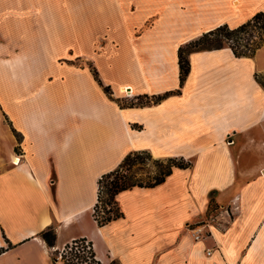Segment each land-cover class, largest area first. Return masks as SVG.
<instances>
[{
  "label": "crops",
  "instance_id": "0c3cea01",
  "mask_svg": "<svg viewBox=\"0 0 264 264\" xmlns=\"http://www.w3.org/2000/svg\"><path fill=\"white\" fill-rule=\"evenodd\" d=\"M257 12L264 0H0V264H63L81 238L102 264H264V46L192 52L182 86L178 61ZM140 151L191 166L120 192L122 216L99 226L100 177ZM228 207L227 228L194 241Z\"/></svg>",
  "mask_w": 264,
  "mask_h": 264
},
{
  "label": "trees",
  "instance_id": "16d2710c",
  "mask_svg": "<svg viewBox=\"0 0 264 264\" xmlns=\"http://www.w3.org/2000/svg\"><path fill=\"white\" fill-rule=\"evenodd\" d=\"M225 46L232 50L235 57H254L257 51L264 46V12H257L252 18L234 28L229 27L227 24L220 25L203 33L199 38L180 46L178 48L180 85L182 86L190 71L188 59L190 53L220 49ZM92 73L98 79L97 71L93 69ZM255 78L264 88V74H255ZM103 89L106 94L110 95L111 90L108 86L103 87ZM170 94L172 92L153 99V102H157ZM17 150L16 147L15 151ZM146 160H153V157L147 151L130 153L116 169L100 177L97 201L93 209V217L99 226H104L122 216V212L116 203V196L120 192L135 187H155L163 183L174 168L186 169L191 166V163L184 159L168 158L165 163L160 161V159H154V163L159 167V172L150 182H143L136 174L131 173V170L134 166L142 164ZM213 203L214 200L211 195L209 206L211 209H213ZM111 204L115 205V207L110 208L109 205ZM38 236L49 248L55 246L56 234L52 226L42 230ZM4 241L6 245L0 246V255L13 247L6 239ZM58 256L63 264H102L96 258L92 243L84 238L74 240L72 243L65 245L58 252ZM110 264L119 263L112 261Z\"/></svg>",
  "mask_w": 264,
  "mask_h": 264
},
{
  "label": "built area",
  "instance_id": "2783aa9c",
  "mask_svg": "<svg viewBox=\"0 0 264 264\" xmlns=\"http://www.w3.org/2000/svg\"><path fill=\"white\" fill-rule=\"evenodd\" d=\"M233 210L231 207L223 208L219 214L206 223H199L191 227L190 232L194 241H200L205 237H213L215 229L225 230L232 220ZM207 254H211V249L207 250Z\"/></svg>",
  "mask_w": 264,
  "mask_h": 264
},
{
  "label": "rangeland",
  "instance_id": "374dc122",
  "mask_svg": "<svg viewBox=\"0 0 264 264\" xmlns=\"http://www.w3.org/2000/svg\"><path fill=\"white\" fill-rule=\"evenodd\" d=\"M264 81V79H263ZM123 95H126L127 92L123 93L121 92ZM127 96V95H126ZM147 102V100L145 99H141L138 101L139 104L145 103ZM149 102V101H148ZM2 128V129H1ZM7 126L6 123L4 121L3 118H1L0 116V153H2V150L5 149V135H4V130H7ZM15 138L19 141V136L14 135ZM154 159L153 160H146L144 161L142 164H138L136 166H134L131 170V173L136 174L138 178L142 179L143 182H150L152 180V178L159 172V167L157 164L154 163ZM163 163H165V160H160ZM110 208H114L115 205L111 204L109 205Z\"/></svg>",
  "mask_w": 264,
  "mask_h": 264
},
{
  "label": "bare ground",
  "instance_id": "6f19581e",
  "mask_svg": "<svg viewBox=\"0 0 264 264\" xmlns=\"http://www.w3.org/2000/svg\"><path fill=\"white\" fill-rule=\"evenodd\" d=\"M127 92L129 93L128 90H127ZM12 159H13V162H14L15 164H17V163L19 162V159H18L17 156H14Z\"/></svg>",
  "mask_w": 264,
  "mask_h": 264
}]
</instances>
